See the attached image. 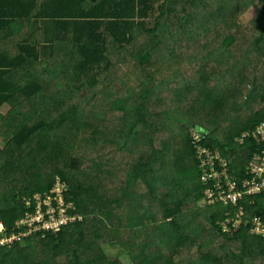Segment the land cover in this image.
Instances as JSON below:
<instances>
[{
	"label": "trees",
	"instance_id": "obj_1",
	"mask_svg": "<svg viewBox=\"0 0 264 264\" xmlns=\"http://www.w3.org/2000/svg\"><path fill=\"white\" fill-rule=\"evenodd\" d=\"M183 1L0 0V117L3 119L0 140H5L10 150L0 148V222L8 232L19 231L18 222L29 209H35V205L30 208L28 201L35 202L36 194L45 197L51 193L57 180L66 187L64 199L71 205L69 213L82 216L60 231H37L2 247L0 264H119V257L108 260L96 251L93 257L89 254L95 247L109 244L96 239L113 228L108 225V219L117 209L124 211L128 219V225L122 226L125 238L117 242L123 245L134 264H184V261L188 264H264V237L252 234L248 223L225 232L222 223L228 217V207L201 204L205 185L192 142V132L199 130L205 135L204 144L230 156L235 170L244 177L246 164L257 145L251 139L240 143L238 138L264 120V75L260 81L258 78L248 81L247 94L236 105L246 110L250 118L238 129L233 126L236 121H230V126L220 125L218 120L228 114V107L237 98L233 93L229 106L223 108L230 93L229 86L222 81L224 75L210 83L196 75L197 70L181 67L173 58L168 65L163 62L168 49L164 47L167 34L171 36L174 28L186 19L179 17L177 11ZM241 8H255L256 15L250 25L251 43L245 53L239 51L242 58L234 63V69L239 71L234 72L238 75L247 71L249 65L246 68L245 65L251 61L259 64L254 56L261 55L259 50L264 51V0H212L209 8L194 17L197 22L199 19V23L194 22L199 30L213 32L233 20ZM183 10L189 11L186 7ZM236 32L242 33V29L237 28ZM13 39L15 51L4 49L2 45ZM235 42L237 38L229 34L224 40L226 51ZM65 45L71 47V61L63 62L62 68H71V96L77 103H71L50 119L37 107L35 111L28 108L26 115L14 122L10 118L6 121L1 110L19 94L39 105L36 97L43 93V84L29 66L45 64V76L56 72L50 60L58 47L63 50ZM199 46L203 47L201 41ZM129 56L131 66L137 71L133 82L137 87L124 96L114 92V99L110 94L114 105L111 108L104 104L105 95L99 96L98 90L105 86L112 67ZM234 59L230 56L229 62L233 63ZM260 62L264 63L261 56ZM19 69L26 70L27 75L23 77L26 80L15 78ZM179 70L189 77L182 88L177 87ZM91 88H97V92L88 99L81 92ZM122 88L114 86V90ZM256 99L260 100L259 104L262 102V109L252 108ZM108 108L112 113H120L116 115L118 119L112 120V113L107 117ZM80 112L91 113L103 127L101 134L107 133L113 124L112 153L120 157L126 154L128 158L114 165L110 163L114 169L111 171L113 190L102 185L96 188L97 195L91 185L84 183L95 173L88 160L85 167L78 169L80 177L61 172L60 178L51 179L45 176L42 165L30 161L25 164L12 157L25 150L35 160L36 151L47 142L57 148L61 140L68 149L75 148L76 143H68L60 130L69 121H76L74 117ZM195 119L200 121L194 122ZM205 120L209 125L215 123L214 128L206 126ZM181 128H184L182 133ZM222 128L223 132L228 129V136L234 132V138L237 137L238 143L232 152L217 136L218 129ZM3 131H8L7 135ZM109 134L110 131L108 137ZM161 137L163 147L157 142ZM175 137L181 139L178 152L170 145ZM99 142L107 143L101 138ZM129 152L134 156H129ZM243 155L246 160L241 164L238 160ZM99 158L103 166L107 160L102 159L111 157L105 152ZM59 164L62 166V161ZM98 172H102L100 166ZM43 182L46 184L42 185ZM123 183L118 190V184ZM254 198L253 204L244 202L247 213L259 214L264 219V194ZM201 217L205 219L204 225L198 221ZM149 228L148 236L145 231ZM89 232L96 239H88ZM24 241L27 247H22Z\"/></svg>",
	"mask_w": 264,
	"mask_h": 264
},
{
	"label": "rangeland",
	"instance_id": "obj_2",
	"mask_svg": "<svg viewBox=\"0 0 264 264\" xmlns=\"http://www.w3.org/2000/svg\"><path fill=\"white\" fill-rule=\"evenodd\" d=\"M211 2L212 0H195L194 2L184 0L181 5L177 6L178 16L186 17V19H184L181 24L174 28V33L171 36L167 34L164 47H167L168 49L165 51L166 54L164 57L166 58H163V62L168 65L173 58L175 63H177L179 66L186 67V69L189 68L190 70L192 69V71L197 70L196 75L204 77L203 79H208L210 83H215L219 78L222 77V75H224V80L222 81L227 86H229L230 93L223 108L226 109V106H229V101L231 102L233 99V93H236L237 98H234L236 99V103H232L230 107H228V114L226 116H222L218 120V122L221 123L220 125H222L223 123V125L230 126V121H236L237 123L233 124V126H236V128L238 129L245 123L244 120L250 118L247 117V113L245 112L246 110L243 111L239 106L236 107L237 103H242L247 94L245 85L249 80L253 81L256 80V78H258L260 81L264 75V63L260 62V56L262 57V61H264V51L262 50H259L261 55L259 54L257 56H254L258 58L259 64L251 61L249 64L245 65V68L247 65L249 66L244 74L239 73L238 75L234 72L237 71L234 69V63L237 61V59L242 58L241 54L239 53H245L246 49L251 43L249 39L253 37V32L250 29V25L256 15V9L241 8L236 13V17H234L233 20L227 22V24L221 25L217 30H214L213 32L199 30L198 25L196 24L199 23V19L197 22V17L195 20L194 17L199 14L204 8H209ZM184 7L188 8L189 11L187 12L186 10H183ZM190 12L193 14L191 17L188 16ZM237 28H241L242 33H237ZM229 34L234 35L237 38V42H235L231 46V48L226 51L227 47L225 46L224 40ZM200 41L203 43V47L199 46ZM2 46L6 50L15 51V39H13L11 42H6ZM63 47V50L59 49L58 47L55 56L50 60V65L56 67V72H52V74L45 76L43 74L45 64L43 65L38 63L33 66H29L33 73H35L34 76L39 78L43 84V93L40 96L36 97L40 100L38 103L39 105H36L33 101L26 98L23 94H19L11 101V103L5 105L1 110V116L6 117V121L8 118H10L11 122H14L17 120V117H24L28 112V108L35 111V108L37 107L41 108V111L44 112V116L47 119H50L54 115H57L58 113L63 111V109L68 108L71 103H77L75 97L71 96V89L73 88L70 84L73 78L71 68L68 67V70H63L64 68H62L64 66L63 62L69 63L71 61L69 59L71 47L69 45H65ZM169 50H174L175 52L173 53ZM170 53H172L173 55ZM230 56L235 57L233 63L229 62ZM131 59L132 57L129 56L127 60H121L119 65H117L116 67L113 66L108 73L109 75L106 76V81H104L106 82L105 86L100 89L98 88L99 96L100 94L105 95L104 104L108 105L111 108H113L114 106L112 105V99L115 98L113 94L114 92L124 96L129 92H132L133 89L137 87L136 84L133 83L137 71L136 68L134 69L131 66ZM179 71L180 74L177 77L179 79L177 82V87L182 88L185 84L188 83L187 79L189 77L185 73V71ZM14 75L15 78H19V80L23 81L21 78H23L27 74L25 69H19L16 70V73ZM31 78L34 77L30 76V79ZM23 79L26 80L27 78ZM116 85H121L123 86V88L120 90H114V86ZM80 92L77 90L78 94L81 95L82 93L88 99H90L97 92V88H91L84 92ZM110 94H113L112 99ZM108 99L111 100L108 101ZM259 102L260 100L256 99V101H254V103L252 104V108L255 107L254 109H262L263 104L262 102L261 104H259ZM111 108L107 109L108 118L111 117ZM240 113L244 115H238ZM116 115L120 116V113H112V120L118 119ZM207 115L209 114H206V116ZM74 118H76L77 120L69 121L67 125L61 127L60 134L65 135L66 141L68 143L74 141L76 143L75 148L68 149L67 146H64L65 141L61 140V146L57 148H54L53 145L47 142L45 146H42V148L36 151L37 159L35 160L33 159V157L29 156L28 152L25 150L16 152L14 156L12 154V157L21 159L25 164L30 161L32 164L38 163L42 165L43 169L45 170V176H48L51 179H54V177H56V179L60 178L59 173L61 172L73 178L77 176L80 177L78 169L85 167L86 161L88 160L90 162L89 166L93 167V171L95 173H92L89 182L84 183H88L87 185H91L92 191L96 195V188H99V186L102 185L108 186L110 190H113L114 185L113 183H111V171H113L114 169L110 168V163H113L114 165L116 161H121L123 159L128 160L126 154L120 157L115 155V153H112L113 150L111 149V145H113L114 143L111 142L115 140L112 130H114L115 127L113 126V124L110 125V128L108 130V132L110 131V136L108 137V132H102L101 134L100 131L103 130V127L99 123H96L97 121L94 120L91 113L87 112L83 114L82 112H80ZM207 118H209V116H207ZM0 120L3 119L0 117ZM199 121L200 119L194 120V122ZM205 123L206 126L214 128L215 123L210 122L211 126L207 123L206 120ZM105 124L107 125V123ZM183 130L184 128H181V133ZM218 130L220 131H217V136L219 137L220 141L224 142L227 145L228 149L232 152L238 143L237 137L234 138L233 136L234 132H232V134L228 136V129H226L224 132L222 131L224 130V128ZM2 133L7 135L8 131H3ZM100 138L104 141H107V143L104 142L101 144L99 142ZM111 138L113 139L112 141H110ZM166 141V144H168L169 136L167 137ZM157 142L160 147H163V137L159 138ZM180 142L181 139H177L175 137L172 140V144H169L174 148V151L178 152V149L181 145ZM0 148L4 150L7 148V151H10L8 149V143L5 140H0ZM105 152H107L111 158L102 159L107 160L103 162L104 165L102 166L99 162L100 158L98 159V157L100 153ZM110 153L112 154L110 155ZM127 154H129V156H134V154L131 152ZM225 156L230 163V167L233 169L234 166L231 161V157L227 154H225ZM105 158H107V156H105ZM240 158L241 159H239L238 161L241 164H244L246 160L245 156L243 155ZM4 159H6L5 156ZM59 161H62L63 167L60 166ZM97 165L102 168V172H98ZM58 182L59 180H57L56 184H58ZM45 184L46 182L42 183V185ZM58 187L59 190H62V187L64 190L66 188L63 182H61V185H58ZM204 202H206L205 198L201 201V204H203ZM144 203L146 204L147 201H145ZM221 209H223V207ZM155 210L157 211L158 209ZM121 212V209H117V211H115L114 214L109 217L108 225L113 226V228L108 230L106 234H104L103 232L102 236H99V238L97 239L93 237V232H89L87 234L88 239H96L101 243L102 241L109 243L108 245L103 246L104 249L102 248V246L98 247V249L97 247H95V250L89 251V254L93 257L95 256L96 251V253L105 255L103 257L104 259L113 260L119 257L121 260L119 264H134L131 257L124 249L123 245L117 242L118 239L125 238V235L122 232V226L128 225V219L124 216V211L123 213ZM142 212L143 210H140L141 215ZM204 220L205 219L202 217L198 219V221L201 222V225H204ZM145 232L149 236L151 234V229H146ZM27 246L28 243L24 241L22 243V247ZM85 253L83 254V257ZM184 264H188V261H184Z\"/></svg>",
	"mask_w": 264,
	"mask_h": 264
},
{
	"label": "built area",
	"instance_id": "obj_3",
	"mask_svg": "<svg viewBox=\"0 0 264 264\" xmlns=\"http://www.w3.org/2000/svg\"><path fill=\"white\" fill-rule=\"evenodd\" d=\"M193 144L199 167L203 172L205 185V200L210 204H223L228 207L227 218L223 221V230L230 232L239 229L243 223L250 224V232L255 236L264 237V219L259 214L248 215L246 205L255 202V196L264 194V120L256 127L244 131L238 138L240 143L251 139L257 147L245 167V175L241 177L220 149L209 148L204 144L205 135L199 130L193 131ZM59 181L51 193L42 197L34 196L35 202L28 201L30 208L18 222L19 231L8 232L0 222V251L4 246H10L23 237L37 231H60L61 228L82 216H73L71 208L64 199V189L59 190ZM236 208L235 211L232 209ZM1 255V252H0Z\"/></svg>",
	"mask_w": 264,
	"mask_h": 264
},
{
	"label": "crops",
	"instance_id": "obj_4",
	"mask_svg": "<svg viewBox=\"0 0 264 264\" xmlns=\"http://www.w3.org/2000/svg\"><path fill=\"white\" fill-rule=\"evenodd\" d=\"M112 183V182H111ZM124 185V183L123 184H118V187H117V189L118 190H120V188L119 187H121V186H123Z\"/></svg>",
	"mask_w": 264,
	"mask_h": 264
}]
</instances>
